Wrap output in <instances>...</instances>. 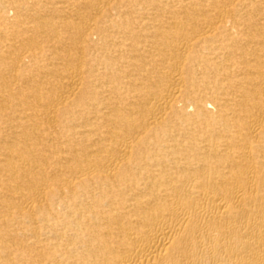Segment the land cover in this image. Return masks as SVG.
I'll list each match as a JSON object with an SVG mask.
<instances>
[{"label": "bare ground", "instance_id": "6f19581e", "mask_svg": "<svg viewBox=\"0 0 264 264\" xmlns=\"http://www.w3.org/2000/svg\"><path fill=\"white\" fill-rule=\"evenodd\" d=\"M0 264H264V0H0Z\"/></svg>", "mask_w": 264, "mask_h": 264}]
</instances>
